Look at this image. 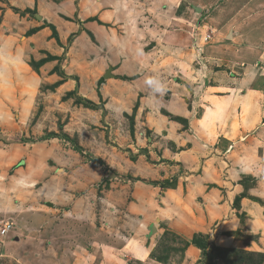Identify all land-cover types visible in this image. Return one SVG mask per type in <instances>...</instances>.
I'll return each instance as SVG.
<instances>
[{
	"label": "rangeland",
	"instance_id": "374dc122",
	"mask_svg": "<svg viewBox=\"0 0 264 264\" xmlns=\"http://www.w3.org/2000/svg\"><path fill=\"white\" fill-rule=\"evenodd\" d=\"M181 1L173 0L170 6ZM165 2L157 6L154 0H0V48L12 36L17 48L25 49V41H29L30 51L25 58L39 74L41 83L26 123L17 126V108L7 110L16 126L0 123V229L5 222L12 223L6 234L0 233V264L51 263L56 248L45 242L57 236L62 246L66 245V264H105V260L139 264L133 250H139V244L133 232L124 228L123 219L127 218L126 208L139 200V186L162 184L157 178L164 170L157 167L159 160L151 159L145 142L139 145L140 101L136 99L135 86L129 84L131 79L111 71L112 75L106 76V72L110 70L108 66L123 63L126 53L139 58L140 45L133 39L134 32L139 36V28L134 30L137 24L144 28L155 24L158 29L164 24L163 27L187 31V24L182 23L185 21L168 26L143 18L163 12L164 5L168 9ZM200 2L205 3L206 18L220 9L223 17L243 10L246 21L235 19L233 25L247 32V25L257 24V36L250 38L253 44L247 43L245 37L237 46H247L251 52L248 59L264 70V0ZM152 7L159 10L152 11ZM208 23V32L213 34L210 26L216 24ZM110 51L112 59L107 58ZM0 60L4 63L10 59L0 53ZM20 71L26 73L23 67ZM7 75L0 74V98L11 88L6 84ZM36 79L33 74V84H29L36 86ZM33 91L34 88L30 90ZM19 97H7L5 104H15ZM144 140L147 142L146 137ZM26 142L36 146L34 151L30 149L34 154L30 150L23 154L16 151L17 144ZM73 220L80 222L81 228L71 225ZM90 223L97 225L95 234L87 228ZM103 227L110 239H104ZM121 231L127 233L128 240ZM115 233L124 242L118 247L115 240L121 238ZM173 235L168 232L163 238H174ZM90 236H95L94 242H89ZM24 251L35 252L31 261L24 259ZM158 252L156 249L155 254ZM216 254L231 257L238 264H264L263 251L230 247Z\"/></svg>",
	"mask_w": 264,
	"mask_h": 264
},
{
	"label": "crops",
	"instance_id": "0c3cea01",
	"mask_svg": "<svg viewBox=\"0 0 264 264\" xmlns=\"http://www.w3.org/2000/svg\"><path fill=\"white\" fill-rule=\"evenodd\" d=\"M165 1L154 0V4L160 6ZM167 1L171 12L164 5L163 12L143 18L168 26L186 23L187 31L163 27L164 24L162 29L155 24H146V28L137 24L134 30L139 28V36L134 32L133 39L140 45L139 58L126 53L123 63L108 66L110 70L106 72L107 76L115 73L131 79L129 84L135 86L136 99L140 101L139 145L145 142L151 159L159 160L157 167L164 170L157 178L162 184L139 186V200L126 208L128 219H123V226L133 232L139 244V250L133 249L139 264H227L225 257L216 254L218 248L264 252V70L257 68L255 60L248 59L251 52L247 46H237L245 37L247 43L253 44L250 38L257 36V24L247 25L248 31L244 32L233 25L235 19H244L243 10L223 17L220 9L206 18V6L200 0H182L173 6V0ZM208 21L216 24L210 26L213 34L208 32ZM207 34L211 36L206 39ZM7 40L0 53L10 60H0V74H8L6 84L11 88L0 98V123L15 125L7 110L17 108L18 126L31 117L41 83L39 74L25 58L30 51L29 41H25L24 49L15 47L14 36ZM144 43L149 47H143ZM111 49L117 50L113 46ZM107 54L112 59V51ZM22 67L25 74L18 72ZM33 74L38 79L36 86L29 84H33ZM17 94L20 97L15 98V104H5L7 97ZM148 132L150 135H145ZM40 144L37 145L42 148ZM35 147L26 142L17 144L16 151L23 154ZM126 221L129 224L125 225ZM70 222L81 228L80 222ZM152 225L156 227L153 234L149 232ZM87 228L95 234L97 225L90 223ZM102 230L104 233V227ZM168 232L175 237L163 238ZM122 234L128 240L127 233ZM103 236L110 239L106 233ZM241 236H246V240ZM90 237L89 242H94L95 236ZM118 238L117 247L124 243L120 235ZM46 239V245L53 244L56 249L53 261L45 264H66V245L62 246L59 236ZM156 249L159 255L155 254ZM33 252L21 254L31 261ZM104 263L113 264L109 260Z\"/></svg>",
	"mask_w": 264,
	"mask_h": 264
},
{
	"label": "built area",
	"instance_id": "2783aa9c",
	"mask_svg": "<svg viewBox=\"0 0 264 264\" xmlns=\"http://www.w3.org/2000/svg\"><path fill=\"white\" fill-rule=\"evenodd\" d=\"M209 36H206V39L208 38ZM12 227V223L11 222H5L2 226V228L0 229V233L1 234H6L7 233V230H9L10 228Z\"/></svg>",
	"mask_w": 264,
	"mask_h": 264
},
{
	"label": "trees",
	"instance_id": "16d2710c",
	"mask_svg": "<svg viewBox=\"0 0 264 264\" xmlns=\"http://www.w3.org/2000/svg\"><path fill=\"white\" fill-rule=\"evenodd\" d=\"M166 183L169 184V181H167ZM194 241H196V240H194ZM198 242H199V241H198ZM199 243H200V242H199ZM220 250H223V249L218 248V251H220ZM242 250H243V249H242ZM245 251H247V250H245ZM221 256H223V255H221ZM225 260L227 261V264H238V262L235 261V259H233V258H231V257H230V259L226 257Z\"/></svg>",
	"mask_w": 264,
	"mask_h": 264
},
{
	"label": "water",
	"instance_id": "95a60500",
	"mask_svg": "<svg viewBox=\"0 0 264 264\" xmlns=\"http://www.w3.org/2000/svg\"><path fill=\"white\" fill-rule=\"evenodd\" d=\"M198 10L200 11V8H198ZM107 76V75H106ZM150 231H151V234H153L155 231H156V227H155V225H152L151 227H150Z\"/></svg>",
	"mask_w": 264,
	"mask_h": 264
},
{
	"label": "bare ground",
	"instance_id": "6f19581e",
	"mask_svg": "<svg viewBox=\"0 0 264 264\" xmlns=\"http://www.w3.org/2000/svg\"><path fill=\"white\" fill-rule=\"evenodd\" d=\"M8 72V71H7ZM24 75V74H23ZM22 76V75H21ZM34 79H32V81H33ZM37 80V79H36ZM23 116H26V114L25 115H23ZM3 154V153H2Z\"/></svg>",
	"mask_w": 264,
	"mask_h": 264
}]
</instances>
